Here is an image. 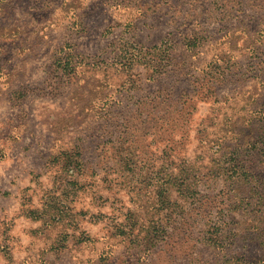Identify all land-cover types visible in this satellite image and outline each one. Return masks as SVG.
Returning <instances> with one entry per match:
<instances>
[{"label":"rangeland","instance_id":"obj_1","mask_svg":"<svg viewBox=\"0 0 264 264\" xmlns=\"http://www.w3.org/2000/svg\"><path fill=\"white\" fill-rule=\"evenodd\" d=\"M0 264H264V0H0Z\"/></svg>","mask_w":264,"mask_h":264}]
</instances>
